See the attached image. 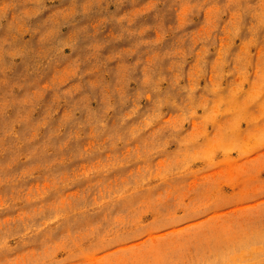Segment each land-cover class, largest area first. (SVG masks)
<instances>
[{"label":"rangeland","instance_id":"obj_1","mask_svg":"<svg viewBox=\"0 0 264 264\" xmlns=\"http://www.w3.org/2000/svg\"><path fill=\"white\" fill-rule=\"evenodd\" d=\"M0 264H264V0H0Z\"/></svg>","mask_w":264,"mask_h":264}]
</instances>
